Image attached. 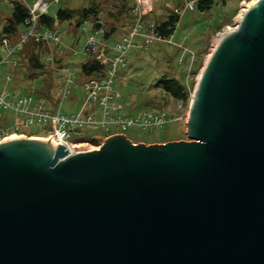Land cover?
<instances>
[{
    "label": "water",
    "instance_id": "water-1",
    "mask_svg": "<svg viewBox=\"0 0 264 264\" xmlns=\"http://www.w3.org/2000/svg\"><path fill=\"white\" fill-rule=\"evenodd\" d=\"M185 133L0 141V264H264V0L208 55Z\"/></svg>",
    "mask_w": 264,
    "mask_h": 264
},
{
    "label": "rangeland",
    "instance_id": "rangeland-1",
    "mask_svg": "<svg viewBox=\"0 0 264 264\" xmlns=\"http://www.w3.org/2000/svg\"><path fill=\"white\" fill-rule=\"evenodd\" d=\"M44 1L48 4L50 13L56 12L58 8L65 7L73 8V10L77 11L73 18L62 22L56 21L53 25V28H59L61 37L63 39L66 38V42L70 44V50L60 52V48L53 42L42 41L43 43L34 42V44L32 38L27 39L22 44L21 51L17 54L18 62L15 64L13 60H9L11 62H8V65L0 66V90L14 99L24 94H30L32 103H36L39 100L45 106H49L60 95L63 86L69 87L71 89L70 97L62 101V111L66 113L76 111L83 105L82 102L78 101V98L86 95L83 84L89 76L81 73V63L88 56L81 53L80 49L84 47L88 37L97 31L92 30V33L88 31L86 35L78 33L79 39L74 38V35H76L74 33H77V31L71 32L79 19L77 13H82L81 9L94 7V16H92L93 13L89 14V17H86L83 21L89 20L91 25H97V28H100L103 33H108L111 37H109L110 40L107 42H113L128 35L135 21L134 8L137 13L141 14L144 24L159 22L169 15L178 17L179 20L175 25V30L169 39L152 38L149 44L142 45L143 41L145 42L146 39H149L146 35L150 32L144 31L146 33L144 36H134L135 44L128 49L126 65L117 72L118 80L114 87L121 93L124 115L128 113L135 114L138 110L151 109L158 106H164L167 111L173 114L168 118L166 124L151 131H144L134 127L122 129L118 124L110 125L113 131L124 133L130 140L150 142L159 139L187 138L185 133L186 119L191 95H189L188 102L185 105L179 100L172 104L168 94L162 88L155 86L157 79L161 74L180 77L184 83L188 82V91L192 94L195 79L198 78L208 55L217 43L218 33L224 29L228 31V27L233 28L236 16L242 9L243 2L252 0H213L210 9L204 12L197 10L196 2L190 4L191 0ZM21 2L34 4L37 0H22ZM146 3L150 10L145 9ZM11 6V2L0 0V14L8 16ZM4 22L0 21V25H4ZM125 26L128 30L121 36L124 33ZM16 37L12 38L15 39ZM178 45L182 47L179 54L177 53V49L180 48ZM2 48L3 46L0 45V58L1 60H6ZM66 49H68V46ZM191 51L194 55L188 73L192 78L188 79L186 78L187 62L191 58ZM52 52L53 55L63 53V59L59 62L47 60V57ZM89 53L91 57L95 56L94 52ZM35 54L40 55L43 62L45 60L43 70H32L34 67L28 61V57ZM180 57H182L183 61L181 63L178 62ZM68 72L73 75L70 82H68L67 78ZM79 91L81 92L79 93ZM163 100L168 103L164 104ZM34 106L35 104L32 105V107ZM88 108V111H90L92 106ZM98 108L97 106V110ZM16 112L10 109L0 110V140L14 132V130L17 131V135L14 136L19 134H23L26 137L37 136L38 138L45 136L43 134H41L43 136L34 135L37 134L36 131L41 130V126L36 122L31 126L23 127L20 123L21 117ZM90 129L95 130H92L94 133H92L91 139H84L88 143L84 146V148H87L86 150L96 149L106 137L112 134H109L111 131L106 132L100 127ZM82 130L77 135L78 137L81 135ZM77 136L75 137L77 138Z\"/></svg>",
    "mask_w": 264,
    "mask_h": 264
},
{
    "label": "built area",
    "instance_id": "built-area-1",
    "mask_svg": "<svg viewBox=\"0 0 264 264\" xmlns=\"http://www.w3.org/2000/svg\"><path fill=\"white\" fill-rule=\"evenodd\" d=\"M12 1V0H7ZM22 1V0H20ZM53 1V0H52ZM57 2V0H54ZM196 0H191L190 4H194ZM28 10V17L24 22V30L22 33L18 34L15 39L9 35H2L0 37V45L3 46L2 51L6 60H1L0 66L8 65L9 60H13L16 64V52L22 48V44L27 40L32 38L34 41H45L53 42L60 48V52L63 50H70V44L64 40L60 33L59 28H45L38 29L36 21L39 15L48 13V4L44 0H37L34 4H27L23 2ZM33 5V6H32ZM146 10H150L146 3ZM135 12V21L131 26V31L128 35L123 36L121 39L114 42H107L103 39V31L97 28L96 32L88 37L83 48L80 52L84 55H89V52H94V59L99 62L102 66V74L95 76L90 75L86 82L83 84L86 95L82 101L83 105L80 109L76 111H71L69 113L62 111V101L70 97L71 89L69 87H62L63 90L60 95L56 98L54 106H45L42 102L32 103L31 95L24 94L19 98L14 99L7 93L0 92V110L10 109L14 112H18L21 117V125L23 127H28L33 125L35 122L41 126V130H38L37 135H45L44 138L47 139L52 145H63L69 151L78 150L82 151L87 141H77L74 139L82 129L84 128H98L100 127L106 132L111 131L110 125L118 124L122 129L128 127H134L144 131H151L155 128L161 127L165 124L169 117L173 114L168 113V111L161 110H141L135 114L124 115V104L121 101V93L116 89L115 83L118 80V70L125 67L126 65V55L128 49L135 44L134 36L146 35V41L142 45L149 44L151 39H166L168 37H160L156 31V25L153 22L144 24L141 19V14ZM89 20H84L81 28L85 29ZM236 23V20H235ZM235 26V25H234ZM233 26V28H234ZM145 28V29H144ZM56 29V30H53ZM144 29V30H143ZM175 27L173 29V32ZM172 32V33H173ZM226 29L218 33L219 38L226 33ZM218 38V39H219ZM217 39V41H218ZM169 41V40H168ZM68 46V49H66ZM179 46V45H178ZM181 49L182 47L179 46ZM191 58L187 62V76L186 78L191 79V75L188 71L191 68L193 62V52L190 53ZM47 60L53 61V55L50 54ZM9 62V63H8ZM181 63L182 57L178 59ZM68 82L72 80V73L68 72ZM197 79H195L196 83ZM188 89V82H185ZM194 90V88H193ZM189 95L192 96L191 92ZM32 107V105H34ZM94 104V105H92ZM92 106V109L88 111V107ZM97 106L99 107L97 110ZM16 112V113H17ZM170 120V119H169ZM11 134H17V131ZM20 136L26 137L23 134ZM41 135V136H43ZM8 136V135H7ZM37 137V136H29ZM5 138V137H4ZM38 138V137H37Z\"/></svg>",
    "mask_w": 264,
    "mask_h": 264
},
{
    "label": "trees",
    "instance_id": "trees-1",
    "mask_svg": "<svg viewBox=\"0 0 264 264\" xmlns=\"http://www.w3.org/2000/svg\"><path fill=\"white\" fill-rule=\"evenodd\" d=\"M12 3V12H11V16L8 18L2 14H0V21H2V19H5V23L4 25H2L1 27V32L2 35H9L10 37H15L18 34L22 33L24 30V22L28 17V10L25 7V5L19 1V0H12L9 1ZM196 8L197 10L204 12L206 10H209L213 0H196ZM82 13L78 12V16L79 19L77 20L76 25L73 27L74 29H76L80 23H82L83 19H86V17H89V14H92V16H94L95 10L94 7H90L88 8H84L81 9ZM77 11L70 9V8H58L55 12V15H51V14H41L38 16L36 24L38 29H45V28H53V25L55 24V22L59 21H66L69 20L71 18L74 17V14ZM91 12V13H90ZM178 17L174 16V15H169L167 18L156 22V31L157 34L160 37H168L170 34H172L173 29L175 27V25L178 22ZM96 30L97 29V25H93ZM109 34L105 33V36L107 37ZM33 43H43L42 41H32ZM34 43V44H35ZM177 49V48H176ZM179 53L180 49H177ZM31 52V51H30ZM61 59L56 60V62H59ZM28 61L30 63H32V67L33 71H36V69L38 70H43L45 67V60L44 62L41 60L40 55L35 54V55H29L28 57ZM194 64L196 65V63L194 62ZM195 72V71H193ZM81 73L85 76H98L102 74V66L99 64V62L95 59H86L81 63ZM34 74V73H31ZM155 86H158L160 88H162L170 97L169 99H177L179 101H181L184 105L188 102V98H189V91L187 89L186 84L184 83V81L182 80V78L180 77H176V76H171V75H166V74H161V76L157 79V81L155 82ZM56 101V98L52 101L53 103H50L49 106L53 107L54 103ZM36 102H40L39 100H37ZM152 109V108H151ZM92 130L95 129H90V128H84V130H82L81 135H79V137L77 136L74 137L75 140L77 141H84V139H91L92 137V133H94ZM35 132V131H34Z\"/></svg>",
    "mask_w": 264,
    "mask_h": 264
},
{
    "label": "crops",
    "instance_id": "crops-1",
    "mask_svg": "<svg viewBox=\"0 0 264 264\" xmlns=\"http://www.w3.org/2000/svg\"><path fill=\"white\" fill-rule=\"evenodd\" d=\"M50 6V5H49ZM66 8V7H65ZM68 8V7H67ZM70 9H73V8H70ZM11 12H12V6H11V9H10V12H9V15L8 16H6V17H10L11 16ZM48 14H51V15H55V12H49V10H48ZM6 20V18L5 19H2V21L4 22ZM1 21V22H2ZM5 23V22H4ZM82 24H83V21H82V23H80V25L76 28V29H73L72 30V32L71 33H74V32H76L77 31V33H74V34H76V35H74V38L76 39H79L78 38V33H82V34H84V35H86L87 34V32L88 31H91V33H92V30L93 29H95V28H93L94 26L93 25H91L90 23H89V21H88V23H87V25L85 26V29L84 28H81V26H82ZM1 27H2V25H0V32H1ZM125 28V30H124V33H122L121 34V36L123 35V34H125L126 32H127V30H128V28L125 26L124 27ZM2 36V33L0 34V37ZM120 36V37H121ZM109 37H111L110 35H108L107 37L105 36V32L103 33V39L104 40H106V41H109L110 40V38ZM66 38H64V40H65ZM119 39H121V38H119ZM119 39H117V40H119ZM113 40V39H112ZM116 40V39H115ZM116 40V41H117ZM114 42V41H113ZM177 48V47H176ZM22 49V48H21ZM21 49L20 50H18L17 52H16V59H17V54L21 51ZM179 54V53H178ZM52 55H53V52H52ZM85 56H88V57H86V59H94V57L92 56H90V55H85ZM178 56V55H177ZM63 57H64V54L63 53H60V54H56V55H53V61L54 62H56V60H59V59H63ZM86 59H84V60H86ZM17 62H18V59H17ZM82 91V90H81ZM81 91H79V93L81 92ZM82 93H83V91H82ZM76 94H78V92H76ZM57 98V97H56ZM83 99H84V96H82L81 98H78V101L79 102H82L83 101ZM171 101H172V104L175 102V101H178L177 99H171ZM163 103L164 104H166V103H168V102H166V100H163ZM161 109H164V110H166L165 108H164V106H158V107H156V108H152V110H161ZM141 110H151V109H141ZM141 110H138V111H141ZM137 111V112H138ZM167 111V110H166ZM168 113H170L169 111H168ZM166 124V123H165ZM164 125V124H163ZM162 125V126H163ZM111 130V132L109 133V134H114V133H119L118 131H113L112 129H110ZM37 132V131H36ZM108 134V135H109ZM34 135H37V134H34ZM175 139H183V138H173V139H170V140H175ZM133 141V140H132ZM164 141H169L168 139H159V140H154V141H150V142H145V141H142V140H140V141H133V142H144V143H154V142H164Z\"/></svg>",
    "mask_w": 264,
    "mask_h": 264
},
{
    "label": "bare ground",
    "instance_id": "bare-ground-1",
    "mask_svg": "<svg viewBox=\"0 0 264 264\" xmlns=\"http://www.w3.org/2000/svg\"><path fill=\"white\" fill-rule=\"evenodd\" d=\"M255 0H252V1H250V2H243V4H242V9H241V11L238 13V15L236 16V21H239L240 20V18H241V16L243 15V13L245 12V10L247 9V7L251 4V3H253ZM227 29H229V30H231V29H233V28H227ZM14 135H17V134H11V135H8V136H6L5 138H3V139H1L0 141H2V140H8V139H15V138H19V137H23V136H20V135H18V136H14ZM41 139V138H40ZM44 141H47L48 142V140L47 139H44V138H42ZM98 148V147H97ZM96 148V149H97ZM93 149V148H92ZM95 149V148H94ZM91 150V149H90ZM82 151H86V149H84V150H82ZM74 152H78V150H75ZM73 152V150L71 149L70 150V153H74Z\"/></svg>",
    "mask_w": 264,
    "mask_h": 264
}]
</instances>
